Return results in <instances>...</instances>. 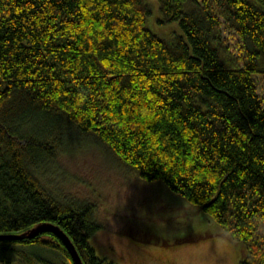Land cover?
<instances>
[{
	"label": "trees",
	"instance_id": "16d2710c",
	"mask_svg": "<svg viewBox=\"0 0 264 264\" xmlns=\"http://www.w3.org/2000/svg\"><path fill=\"white\" fill-rule=\"evenodd\" d=\"M158 10L180 32L149 27V0H0V233L50 221L83 264H113L89 241L95 204L40 177L74 131L199 204L242 243L238 264H264V102L253 78L264 73V0H159ZM10 254L76 264L51 231L0 238V264Z\"/></svg>",
	"mask_w": 264,
	"mask_h": 264
},
{
	"label": "rangeland",
	"instance_id": "374dc122",
	"mask_svg": "<svg viewBox=\"0 0 264 264\" xmlns=\"http://www.w3.org/2000/svg\"><path fill=\"white\" fill-rule=\"evenodd\" d=\"M149 1V27L167 37L180 32L176 20L161 21L159 0ZM223 35L238 54L233 33L223 30ZM263 66L260 55V69ZM253 78L264 102V73L254 72ZM70 134L40 177L60 196L95 204L100 227L89 241L97 256L113 264H238L245 251L242 243L220 235V224L199 204L161 179L141 178L89 135ZM10 257L12 264H23L17 256Z\"/></svg>",
	"mask_w": 264,
	"mask_h": 264
},
{
	"label": "water",
	"instance_id": "95a60500",
	"mask_svg": "<svg viewBox=\"0 0 264 264\" xmlns=\"http://www.w3.org/2000/svg\"><path fill=\"white\" fill-rule=\"evenodd\" d=\"M42 231H51L59 235L62 238L65 246L69 250L70 254L72 255L75 263L83 264V261L81 260V257L69 235L59 225L50 221L38 222L29 227L27 230L21 232L0 233V238L33 237L36 233Z\"/></svg>",
	"mask_w": 264,
	"mask_h": 264
}]
</instances>
